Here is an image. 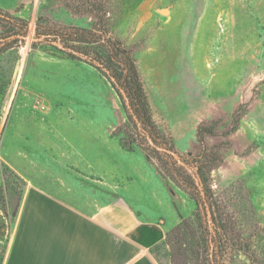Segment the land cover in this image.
Segmentation results:
<instances>
[{"label":"rangeland","instance_id":"rangeland-1","mask_svg":"<svg viewBox=\"0 0 264 264\" xmlns=\"http://www.w3.org/2000/svg\"><path fill=\"white\" fill-rule=\"evenodd\" d=\"M4 12L29 28L0 51V264L30 184L97 206L127 183L105 145L119 143L131 162L138 151L147 157L112 83L36 39L38 22L105 23L131 48L167 141L181 155L203 151L211 160V187L237 231L222 264H264V0H0ZM7 29L0 23V40ZM88 141L94 150L83 149ZM88 153L99 155L92 166ZM170 187L180 217L193 216V197ZM158 260L170 264L168 248Z\"/></svg>","mask_w":264,"mask_h":264},{"label":"crops","instance_id":"crops-1","mask_svg":"<svg viewBox=\"0 0 264 264\" xmlns=\"http://www.w3.org/2000/svg\"><path fill=\"white\" fill-rule=\"evenodd\" d=\"M104 148L127 182L114 199L84 206L67 192L30 184L2 264H162L153 249L181 220L171 181L142 151L131 162L119 143ZM98 157L88 153L87 165Z\"/></svg>","mask_w":264,"mask_h":264},{"label":"trees","instance_id":"trees-1","mask_svg":"<svg viewBox=\"0 0 264 264\" xmlns=\"http://www.w3.org/2000/svg\"><path fill=\"white\" fill-rule=\"evenodd\" d=\"M0 23L8 35L0 40V51L6 44L20 41L28 32L29 22L9 12L0 13ZM35 38L47 42L68 57L83 60L101 72L123 98L133 123V141L149 159H154L161 175L187 191L195 200L193 216H181L180 222L169 229L163 243L154 247L168 248L170 264H222L233 253L236 239L230 222L226 221L219 199L210 183L211 160L205 152L179 154L167 141L155 123L142 77L129 48L110 32L105 23L98 28L43 25L38 22ZM6 82L5 86L9 85ZM199 141L203 142L199 131ZM129 144V143H128ZM126 143L122 145L133 150Z\"/></svg>","mask_w":264,"mask_h":264}]
</instances>
